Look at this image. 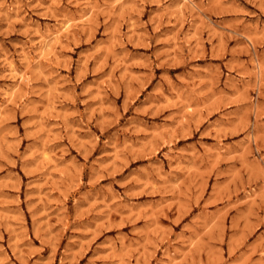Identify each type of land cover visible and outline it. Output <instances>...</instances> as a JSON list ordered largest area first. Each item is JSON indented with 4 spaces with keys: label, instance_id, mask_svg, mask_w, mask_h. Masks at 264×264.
I'll return each instance as SVG.
<instances>
[{
    "label": "clouds",
    "instance_id": "9594fccd",
    "mask_svg": "<svg viewBox=\"0 0 264 264\" xmlns=\"http://www.w3.org/2000/svg\"><path fill=\"white\" fill-rule=\"evenodd\" d=\"M0 264H264V0H0Z\"/></svg>",
    "mask_w": 264,
    "mask_h": 264
}]
</instances>
